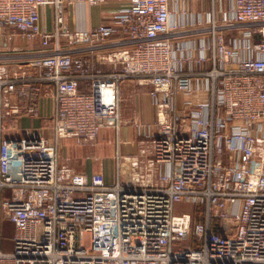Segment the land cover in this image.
I'll list each match as a JSON object with an SVG mask.
<instances>
[{"label":"built area","instance_id":"1","mask_svg":"<svg viewBox=\"0 0 264 264\" xmlns=\"http://www.w3.org/2000/svg\"><path fill=\"white\" fill-rule=\"evenodd\" d=\"M126 1L70 30L63 0H0V264H264V0H218L204 23L171 10L183 0ZM192 29L200 42L173 43ZM126 79L149 89L150 120L123 119ZM47 98L50 129L21 128ZM126 124L137 153L115 152L112 184L60 159L63 140Z\"/></svg>","mask_w":264,"mask_h":264},{"label":"crops","instance_id":"2","mask_svg":"<svg viewBox=\"0 0 264 264\" xmlns=\"http://www.w3.org/2000/svg\"><path fill=\"white\" fill-rule=\"evenodd\" d=\"M127 5L126 0H105L102 3L91 4L89 0H63L62 11L66 20V25L70 30H85L89 27L97 26L104 22L109 16L119 11ZM223 9L229 8L228 2H219L218 0H183L178 4H170L173 12L180 13L181 11H192L204 23L206 16L212 10H218L219 6ZM41 17V27L47 31L53 28V9L51 6H42L39 10ZM177 21L189 23L191 18L176 14L174 17ZM206 25H203V27ZM231 34L228 32V35ZM203 35L195 32L193 29L188 32H181L173 36L174 44L200 42ZM120 37L114 35L111 38V48H119ZM17 45L22 41L17 37ZM15 42V43H16ZM83 53V50H80ZM204 86V81L201 79H193V93L190 95V100L197 102L202 96L199 94V88ZM149 89L140 87L134 83L132 79H126L121 83V114L123 119L132 121L135 118L141 120H150L151 105L148 96ZM177 106H181V98L177 97ZM51 99L47 98L41 107V117L36 123H29L30 120L22 119L19 121L21 128L39 127L41 123L46 121L51 110ZM42 121V122H41ZM73 140V141H72ZM136 134L134 128L130 124L123 126L119 133V138L110 129H102L95 142L92 144H84L75 138L66 139L62 142V160L77 165L84 173L90 175L100 173L103 175L106 183L112 184L114 180V156L118 150L120 154L125 156L135 155L137 153ZM119 142V144H117ZM75 148L72 152L71 149ZM73 154V155H72Z\"/></svg>","mask_w":264,"mask_h":264},{"label":"rangeland","instance_id":"3","mask_svg":"<svg viewBox=\"0 0 264 264\" xmlns=\"http://www.w3.org/2000/svg\"><path fill=\"white\" fill-rule=\"evenodd\" d=\"M27 120H30L29 123H36L37 122L36 119H32V120L27 119ZM41 124H42V126H45L47 129H50V127H51L50 124L48 126L47 121H44ZM30 127H31V125H30ZM60 148H62V143H61ZM71 150H72V152H74L75 148H73ZM60 159H63L62 158V149H61ZM69 163L73 164V166H77L75 163H73V160H70ZM193 210H194L193 205L189 204V203H179L173 207V212L175 215L181 214V213H191L192 214ZM12 235H13L12 226L8 222L3 220L1 223V234H0V242H1L0 243V250L2 252H11L12 251ZM85 244L88 245V237L85 238Z\"/></svg>","mask_w":264,"mask_h":264}]
</instances>
